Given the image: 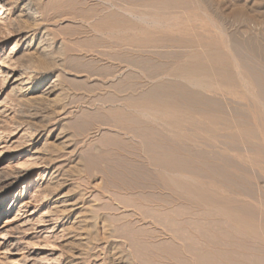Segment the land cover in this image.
I'll use <instances>...</instances> for the list:
<instances>
[{"label": "rangeland", "instance_id": "374dc122", "mask_svg": "<svg viewBox=\"0 0 264 264\" xmlns=\"http://www.w3.org/2000/svg\"><path fill=\"white\" fill-rule=\"evenodd\" d=\"M23 6L24 3L19 0H0V264H126L124 263L125 258L130 253H133L134 256L133 259L131 255L129 256L130 259L127 257L129 260L127 264H131L133 261V264H152L150 258L153 251L159 256L154 264H162L160 263L161 259L165 264L167 261V264H174L169 258L173 256L176 260L178 258L174 255L175 253H172L174 247L171 246V242H168L169 239L163 237L157 230L155 231L149 223L152 218H161V211H165V209L163 210L165 207H167V211L169 210L168 212H173H170L171 215L189 211L188 208V210L184 209L183 211V205L174 202V198L183 195L182 192L171 188V191H173L171 193L170 189L167 190L168 187H172L169 184L171 181L168 183L160 177L163 172L160 169L165 165L174 163L175 166L184 165V169L188 170L185 174L190 172L188 175H198L201 182L206 177L202 173L207 175L206 180L209 179L210 181L207 180L209 183L205 179H203V182L206 184H204V190L208 189L206 192L209 195L205 191H203L205 192L203 195L211 197L212 194L217 199L216 194H222L217 199L220 200L221 197V202H215L217 203L216 207L214 206L216 204H211V206L210 204H204L210 207L203 208L204 210L216 208L215 211L209 209L213 211L211 214L209 210H203L204 215L206 214V222L213 221L214 218L216 222L222 219L220 223L210 226L212 229L219 231V237L221 236L219 240L228 242L230 245L232 242L234 243L230 246L228 243L223 242L224 245H229L228 249L230 251L237 252L236 255L233 252L235 257L237 255L240 257L238 252L245 254L248 246L251 249L250 245H252L251 252L253 254L256 255L258 251L261 252L256 257L253 255L255 260L251 259L253 258L252 255L245 258L248 254H252L251 252L246 253L244 257L241 255L240 258H243L246 263L253 261L252 264H255L256 261H259L257 258L261 257L260 260L262 261L256 263L264 264V238L262 237L261 246L258 240L256 242V239H252L247 233L244 232L245 235L241 234L242 231L238 228L237 231L241 233L236 232L234 229L236 227L232 228L233 224L227 218L228 212H232V215L235 214L237 217H244L245 220L250 218V220H253L252 222L258 223L255 225L262 226L260 236H264V214L261 213L264 211V205H262L264 203V161L261 160V165L258 164L260 159L264 160V153L262 154L264 151V144L262 145L264 131L260 130H264V110L261 109L263 108L261 105H264V71L262 72L264 70V64L262 63V61L264 62V0H32L28 10H23ZM34 15H37V17ZM199 38H202V40ZM204 41H207L209 45ZM208 49L210 53H207ZM182 50L183 52H181ZM212 50L214 54H212ZM185 52L186 54H184ZM228 52L234 54L230 55ZM199 54L204 55L198 56ZM205 54L210 55V58ZM220 54L223 60L230 57L231 61L230 59H226V62L225 60L222 61L221 56L217 60L216 58H219L217 56ZM223 54H227L228 57ZM184 55L186 58H184ZM232 55L233 57L237 56L238 59L237 57H231ZM187 56L191 58H187ZM211 56L214 57L215 62L218 61L217 66L213 67L216 70L220 68L217 71L210 67L216 65L211 60L213 59ZM201 57L203 58L201 59ZM196 59L197 66H194L196 64L193 65L192 61L196 63ZM187 60H189V65L188 62H185ZM198 63L202 68L198 67ZM232 63H235V65ZM179 64H181L180 66L184 65V70ZM186 64L189 69L192 66H194L192 67L194 69L188 70ZM237 65L239 66L237 67ZM256 67L259 71L256 70ZM203 68L208 69L207 74H205ZM176 69L180 71L178 72ZM182 70L184 73L187 72L185 76ZM191 70L195 74L198 73L196 71H199L198 76L193 75L192 78L191 75L194 73ZM211 70L213 72L209 73ZM219 71H223L220 72L221 75ZM240 72L247 74L244 75ZM226 74L229 77H226ZM255 74H258V77ZM179 75H183V77L181 76L182 79H179L182 80L185 86L179 81ZM188 75L190 76L188 77ZM212 75L216 77L212 78ZM195 76H197V80L194 79ZM185 77L186 79L189 78L190 82L194 80V83L200 80V84L192 82L190 85V82H187L189 80L184 79ZM217 78L221 79L222 83L224 82L226 86L222 83L221 85L226 87L225 90L220 85V81L217 82ZM243 79L248 86L245 87ZM173 80L174 83L170 84ZM213 80L219 85L213 83ZM161 81L163 84H161ZM237 83L238 85H236ZM249 83L254 85L253 88L255 89ZM213 84H215V87ZM167 85L171 89H167ZM209 85H213V88L210 87L214 93L210 90ZM243 85L246 89L243 88ZM158 86L162 89H158ZM186 86L187 88H185ZM214 88L215 91L217 90L216 92ZM190 90L191 95H189ZM248 90L252 92L254 90V93L251 94ZM179 91L185 93L184 98H182L183 94ZM255 91L256 97L253 96ZM240 93H242V97ZM202 94L207 98L205 100V103L208 104H206L207 107ZM209 95L212 98L207 97ZM245 95L247 98L244 99ZM218 98L221 99L219 105L217 102H214L213 104H216L213 105L212 102L217 101ZM209 99L210 101H207ZM161 100L167 102L162 103ZM153 101H159L156 103L159 108L158 105L152 103ZM168 101L172 102V105L174 103V105H167L170 104ZM220 102H224L225 106L229 107H227L228 110L230 109L227 110L229 113L226 111L225 114L223 107H221L224 104L220 105ZM148 103L153 104L152 107L155 106V108H152L151 104ZM160 103L163 109L160 107ZM135 104L136 106H134ZM143 104H146L144 106L146 109L148 107H150L148 109H155V113L153 110L144 109ZM243 104L245 105L243 106ZM213 106L222 114L215 112ZM189 107L194 108L193 111L196 110L199 114L190 110ZM252 107L254 108L253 111ZM138 108H143V112ZM209 109L212 110L211 113ZM231 109L232 112L238 114L231 113ZM222 110L225 116H222ZM240 110L242 111L240 112ZM152 111L153 118L149 113H152ZM157 111H160V114ZM189 111H192V113ZM162 112L165 113L164 116L167 113H172L173 116L167 115L164 117L162 115L160 119L158 115L163 114ZM184 112L189 113V115ZM209 113L211 115L217 113L215 115L216 121ZM257 113L259 114L258 117ZM191 114L195 116L191 117ZM248 114L251 116L254 114L255 117L251 118ZM196 115H200L199 119ZM217 115L219 121L216 119ZM220 115L224 117L221 118L224 121L219 119ZM238 115L240 120L241 116L245 118L244 122L237 119V122H234ZM227 116L231 120L234 118V121L232 120L233 125H230L232 121ZM246 116H249V120ZM156 117L158 120L154 119ZM226 117L227 121L225 123ZM185 118L190 119V121ZM255 118L256 120H254ZM200 119L206 120L207 123L205 121V124L209 123L211 126L217 124L215 122H218V126L221 122L222 124L225 123L223 127L229 124L230 126H227L229 132L226 131V126L222 128V124L220 127L222 129L217 126L215 127L217 128L216 131L213 129L214 127H211V132L210 126L200 127L204 122V120L200 122ZM252 120L253 122H250ZM194 121L197 123V127L194 126ZM159 124L162 126H159ZM174 124L176 125L174 126ZM239 124L244 128L243 130ZM250 124H253V126L251 125L252 128ZM257 124L259 129L256 132L254 127L257 128ZM174 127L175 129L172 130L171 128ZM198 127L203 128L202 131ZM190 128L198 131H191ZM247 128L251 132L254 129L253 132L256 134L250 133ZM161 129L165 130L162 131ZM207 129L209 131H203ZM232 129L234 132L235 129L236 131L241 130V133L235 132L237 135L232 137L234 135ZM221 130H225L227 133ZM258 130L260 134H257L259 133ZM214 132H222L221 135H219L220 133H217V135L222 137L224 134V138L220 137L219 139L217 135H214ZM228 133L233 135L230 137ZM248 134H253L250 135L252 138L250 137L251 141L249 139V142ZM212 135L217 136L216 139ZM258 135L260 138H258ZM181 136L185 139L184 141ZM190 136L194 137L192 142ZM243 137H245L244 141L242 140ZM232 138H234V141ZM236 138L243 143H239V140L236 143ZM204 139H210L212 142L208 140L207 142ZM221 139H229L227 141H230V144L225 140H222V143ZM256 140H261L260 144L263 148L259 147V142ZM200 141L207 142V145L205 144L207 148H205L206 146L202 147L201 144L204 143ZM209 142H211V145L216 143V146H211ZM224 142L227 145H235L236 143V147L224 145ZM217 143L223 144V149ZM257 145L258 149H254L257 148ZM237 146L246 152H239ZM210 147L213 151L212 154L210 153ZM232 147L238 149V151ZM249 149H253V152ZM204 150L207 151L204 152ZM224 150H229L226 151L229 153L231 151V154H224ZM254 150L257 152L256 154H254ZM236 151L239 154L238 156L241 155V157L236 156ZM218 156L220 157L218 158ZM212 158H216L219 162ZM226 158H231L233 162L230 159L224 162L223 160ZM185 160L187 161L186 164ZM202 160L204 164L201 165ZM206 160L208 161L206 162ZM212 160H215L213 161L214 164L211 163ZM251 160L255 161V166ZM159 161L160 164H157ZM190 161H193V170H191L193 165ZM235 161H237L238 166L234 163ZM223 162L228 163V166L224 165ZM162 163L164 164L162 165ZM205 163L209 164L205 165ZM219 163L220 166H226L229 175L223 167H218ZM229 164L232 165L230 167L232 171L227 168ZM159 165L160 169L158 168ZM202 166L206 171L208 167L212 168L208 170V173V171H204ZM240 166L241 170L244 168L243 171L247 170L246 173L240 170ZM202 169L203 171H201ZM217 169V172L210 173ZM214 173L218 174L215 175ZM250 174L252 177H250ZM220 176H232V178L226 177V179L223 177L224 179L221 178L220 180ZM214 179H219L223 187L231 184L232 179L235 185L232 183L231 186L229 185L230 187H225L224 189L228 188L227 192L231 191L226 193L220 183L217 184ZM166 182L170 186H167ZM213 182L217 188L216 191V188H213ZM228 182L230 183L228 184ZM165 186L167 187L165 188ZM232 186L234 191L229 190V188L232 189ZM173 189L180 195H175ZM233 192L234 195H232ZM240 197L241 199H239ZM218 202H220L219 206ZM222 202L224 203L221 204ZM235 202L237 208L235 206V209H232ZM249 202H252V204H249ZM172 203L174 205H171ZM225 203L227 204L224 205ZM251 205L254 207H250ZM227 206L229 207L227 208ZM249 207L253 215L249 212ZM217 208L220 210L219 212L216 211ZM238 208H240L239 210L242 211L241 214L243 215L236 214L239 211ZM243 209L248 210V214ZM215 212L217 213L215 214ZM218 213L220 214L218 215ZM254 214L258 215L255 216L259 220L255 218ZM212 215H222V217H213ZM105 219L108 220V224L109 222L111 224H109L111 229L109 227L107 231L103 229L104 225L102 224V220L107 221ZM141 219H145V221L142 220L143 222H141ZM108 231H110V234L106 233ZM107 239L108 241H106ZM132 241L137 242V244L130 248ZM254 242L259 244L255 245ZM224 245L222 250H227ZM114 246L115 249L117 248L116 250L113 248ZM255 246L260 247V250L258 247L255 249ZM245 247L246 250L244 251L246 252L242 253L243 251L240 250L245 249ZM120 254L121 257H118ZM122 254L124 255L122 256ZM258 255L263 256L258 257ZM235 257L233 262H237V258L239 259V257H236V261ZM119 260L124 262L122 263ZM241 260L239 259L243 264ZM239 261L238 264H240ZM235 262L234 264H237Z\"/></svg>", "mask_w": 264, "mask_h": 264}, {"label": "bare ground", "instance_id": "6f19581e", "mask_svg": "<svg viewBox=\"0 0 264 264\" xmlns=\"http://www.w3.org/2000/svg\"><path fill=\"white\" fill-rule=\"evenodd\" d=\"M19 1H22V2L24 3V6L22 7V9L25 10V11L28 10V8H30V7H29V6H30V3H32V0H19ZM40 2H41V1H40ZM20 3H21V2H20ZM33 3H34V2H33ZM136 8H138V7H136ZM142 9H144V8H142ZM142 9H141V10H142ZM29 12H30V11H29ZM129 12H130V11H129ZM148 12H149V10H148ZM41 14H42V13H41ZM131 14H132V13H131ZM146 14H147V13H146ZM146 14H145V15H146ZM134 15H135V14H134ZM34 16H35V15H34ZM34 16H33V17H34ZM146 16H147V15H146ZM150 16H153V15H150ZM35 17H37V15H36ZM156 17H157V16H156ZM27 18H28V17H27ZM171 18H172V17H171ZM151 19H153V18H151ZM21 20H22V19H21ZM170 20H171V19H170ZM15 22H16V21H15ZM170 22H171V21H170ZM121 26H122V25H121ZM128 30H129V29H128ZM46 31H47V30H46ZM129 31H130V30H129ZM133 31H134V30H133ZM114 37H115V36H114ZM119 37H122V36H119ZM119 37H118V38H119ZM199 39L202 40V38H199ZM220 39H221V38H220ZM220 39H219V40H220ZM219 40H218V41H219ZM218 41H216V42H218ZM191 42H192V41H191ZM195 42H196V41H195ZM198 42H199V41H198ZM202 42H203V41H202ZM204 42H205V41H204ZM206 42H207V41H206ZM206 42H205V43H206ZM221 42H222V40H221ZM224 42H225V41H224ZM224 42H223V43H224ZM207 43H208V42H207ZM210 43H213V42H210ZM214 43H215V42H214ZM195 44H196V43H195ZM202 44H204V43H202ZM218 44H219V43H218ZM218 44H217V45H218ZM193 45H194V44H193ZM193 45H191V46H193ZM198 45H199V44H198ZM208 45H209V43H208ZM210 45H211V44H210ZM223 45H224V44H223ZM226 45H227V44H226ZM205 46H206V45H205ZM212 46H213V45H212ZM219 46H220V45H219ZM196 47H197V46H196ZM201 47H204V46L201 45ZM206 47H207V46H206ZM213 47H214V46H213ZM225 47H226V46H225ZM189 48H190V46H189ZM204 48H205V47H204ZM204 48H203V49H204ZM209 48H210V46H209ZM211 48H212V47H211ZM185 49H186V48H185ZM190 49H191V48H190ZM205 49H206V48H205ZM215 49H216V47H215ZM220 49H222V48H220ZM223 49H224V48H223ZM243 49H244V48H243ZM192 50H193V49H192ZM198 50H199V49H198ZM213 50H214V48H213ZM213 50H212V52H213ZM228 50H229V48H228ZM187 51H188V50H187ZM200 51H201V50H200ZM219 51H220V50H219ZM219 51H218V52H219ZM181 52H183V50H182ZM204 52H205V50H204ZM208 52H209V49H208L207 53H208ZM225 52H226V51H225ZM231 52H232V51H231ZM187 53H188V52H187ZM196 53H197V52H196ZM202 53H203V52H202ZM205 53H206V52H205ZM209 53H210V52H209ZM222 53H223V51H222ZM228 53H229V52H228ZM238 53H239V52H238ZM181 54H182V53H181ZM184 54H186V52H185ZM212 54H214V52H213ZM217 54H218V53H217ZM229 54H230V53H229ZM231 54H234V53H231ZM231 54H230V55H231ZM182 55H183V54H182ZM196 55H197V54H196ZM201 55H204V54H201ZM201 55L199 54L198 56H201ZM205 55L208 56V58H210V55H207V54H205ZM223 55H227V54H223ZM239 55H240V53H239ZM250 55H252V54H250ZM253 55H254V54H253ZM190 56H192V55H190ZM190 56H189V57L187 56V58H191ZM213 56H214V55H213ZM219 56H221V54L218 55L217 57H219ZM259 56H260V55H259ZM211 57H212V56H211ZM223 57H224V56H223ZM227 57H228V55H227ZM231 57H233V55H232ZM235 57H237V56H234L233 58H235ZM239 57H240V56H239ZM252 57H254V56H252ZM184 58H186L185 55H184ZM193 58H194V57H193ZM193 58H192V59H193ZM202 58H203V57H201V59H202ZM212 58H213V59H211V60H213V61L215 62L214 57H212ZM215 58H216V57H215ZM176 59H177V57H176ZM181 59H182V58H181ZM192 59H191V60H192ZM204 59H205V57H204ZM204 59H203V60H204ZM216 59L218 60V59H220V57H219V58H216ZM226 59H227V58L224 59L225 62H226ZM229 59H230V57H229L227 60H229ZM237 59H238V57H237ZM250 59H251V58H250ZM250 59H249V60H250ZM217 60H216V61H217ZM221 60L224 61V60L222 59V56H221ZM188 61H189V60H187V61H185V62H188ZM198 61H199V60H198ZM205 61H206V60H205ZM205 61H204V62H205ZM230 61H231V59H230ZM233 61H234V59L232 60V62H233ZM235 61H236V60H235ZM240 61H241V60H240ZM200 62H201V61H200ZM217 62H218V61H217ZM217 62H215L216 65H214V66H210V67H211V68L216 67V66H217ZM219 62H221V61H219ZM228 62H229V61H228ZM238 62H239V61H238ZM256 62L259 64L258 61H256ZM180 63H182V62H180ZM210 63H211V62H210ZM210 63H208V64H210ZM222 63H223V62H222ZM254 63H255V62H254ZM257 63H256V64H257ZM262 63L264 64L263 61H262ZM192 64H193V65L196 64V65H194V66H197V59H196V63H193V61H192ZM213 64H214V63H213ZM225 64H227V63H225ZM232 64L235 65V63H232ZM232 64H231V65H232ZM236 64H237V62H236ZM239 64H240V63H239ZM241 64H242V63H241ZM260 64H261V63H260ZM180 65H181V64H179V66H180ZM182 65H183V64H182ZM186 65H187V64H186ZM188 65H189V62H188ZM188 65H187V69H188V70H190V69H194V68H192V67H194V66H192V67L189 69V68H188ZM222 65H223V64H222ZM222 65H221V66H222ZM261 65H262V64H261ZM183 66H184V65H183ZM183 66H180V67H183ZM190 66H191V65H190ZM205 66H206V65H205ZM207 66H208V65H207ZM238 66H239V65H237V67H238ZM240 66H241V65H240ZM242 66H243V65H242ZM263 66H264V65H263ZM171 67H172V66H171ZM176 67H177V66H176ZM198 67H199V68L201 67V65L199 66V63H198ZM218 67H219V66H218ZM218 67H217V68H218ZM234 67H235V66H234ZM257 67H258V66H257ZM257 67H256V70H258V68H259L260 66H259L258 68H257ZM184 68H185V67H183V70H184ZM201 68H202V67H201ZM206 68H207V67H206ZM229 68H230V67H229ZM235 68H236V67H235ZM196 69H197V68H196ZM196 69H195V70H196ZM203 69H204V68H203ZM203 69H202V70H203ZM213 69H215V68H213ZM219 69H220V68H218L217 70H219ZM243 69H244V68H243ZM247 69H249V68H247ZM247 69H246V70H247ZM250 69L252 70V68H250ZM183 70H182V72L184 73ZM197 70H198V69H197ZM204 70H205V72H206L205 74H207V70H208V69H204ZM209 70H210V69H209ZM215 70H216V69H215ZM217 70H216V71H217ZM221 70H222V69H221ZM240 70H242V69H240ZM174 71H175V70H174ZM176 71H178V70L176 69ZM179 71H180V70H179ZM179 71H178V72H179ZM252 71H253V70H252ZM252 71H251V72H252ZM258 71H259V70H258ZM263 71H264V70H262V72H263ZM191 72L194 73V74L191 75L192 78H193V75H197V76H198V74H199V71H196V72H198L197 74H195V72H194L193 70H191ZM191 72H190V73H191ZM201 72H202V71H201ZM201 72H200V73H201ZM212 72H213L212 70L209 71V73H212ZM220 72H223V71H219V74L221 75ZM226 72H227V70H226ZM236 72H237V71H236ZM244 72H245V71H244ZM253 72H254V71H253ZM161 73H163V72H161ZM165 73H166V72H165ZM176 73H177V72H176ZM186 73H187V72H185L183 75L185 76ZM188 73H189V72H188ZM202 73H203V72H202ZM224 73H225V72H224ZM230 73H231V71H230ZM240 73L242 74L243 72H240ZM166 74H167V73H166ZM216 74L218 75V73H216ZM216 74H215V75H216ZM241 74H240V75H241ZM243 74H244V73H243ZM246 74H247V73H246ZM246 74H244V75H246ZM248 74H249V72H248ZM160 75H161V74H160ZM160 75H159V76H160ZM176 75H178V74H176ZM183 75H181V76L183 77ZM202 75H204V74H202ZM210 75H211V74H210ZM222 75H223V74H222ZM232 75H233V76H234V75L237 76L236 74H232ZM249 75H250V74H249ZM252 75H253V74H252ZM255 75L257 76L258 74H255ZM255 75H254V76H255ZM260 75H261V74H260ZM149 76H150V75H149ZM154 76H155V75H154ZM165 76H166V75H165ZM171 76H172V74H171ZM173 76H174V75H173ZM179 76H180V75H179ZM181 76L178 77V79L181 78ZM189 76H190V75H188V77H189ZM197 76H195L194 79L197 80ZM204 76H205V75H204ZM207 76H209V75H207ZM212 76H213V75H212ZM233 76H232V77H233ZM247 76H248V75H247ZM247 76H246V77H247ZM261 76H262V75H261ZM151 77H152V76H151ZM151 77H149V78H151ZM168 77H169V76H168ZM168 77H167V78H168ZM202 77H203V76H202ZM202 77H201V78H202ZM209 77H210V76H209ZM209 77H208V78H209ZM215 77H216V76H215ZM215 77L213 76L212 78H215ZM217 77H218V76H217ZM220 77H221V76H220ZM226 77H229V75L226 74ZM226 77H225V78H226ZM232 77H231V78H232ZM238 77H239V76H238ZM238 77H237V78H238ZM241 77H242V76H241ZM246 77H245V79H246ZM250 77H251V76H250ZM257 77H258V76H257ZM259 77H260V76H259ZM262 77H263V76H262ZM262 77H261V78H262ZM156 78H157V77H156ZM159 78H161V77H159ZM170 78H171V77H170ZM173 78H174V77H173ZM192 78H191V80H193ZM198 78H199V77H198ZM201 78H200V79H201ZM203 78H204V77H203ZM208 78H207V79H208ZM247 78H248V77H247ZM161 79H162V78H161ZM171 79H172V78H171ZM181 79H182V78H181ZM184 79H186V77H185ZM226 79H227V78H226ZM256 79H257V78H256ZM263 79H264V78H263ZM186 80H189V78H187ZM198 80H199V79H198ZM216 80H217V82H218V80L220 81L221 79H218V78H217ZM228 80H231V79H228ZM233 80H234V79H233ZM235 80H236V79H235ZM235 80H234V81H235ZM240 80H241V79H240ZM247 80H248V79H247ZM151 81H152V80H151ZM153 81H154V80H153ZM153 81H152V82H153ZM167 81H169V80L167 79ZM171 81H172V80H171ZM179 81H180V79H179ZM193 81H194V80H193ZM193 81H192V82H193ZM201 81H202V80H201ZM236 81H237V80H236ZM242 81L244 82V79H243ZM242 81H241V83L243 84ZM245 81H246V80H245ZM157 82H158V81H157ZM175 82H177V81L175 80ZM180 82L182 83V80H181ZM185 82H186V81H185ZM187 82H190V80L187 81ZM192 82H190V85H191ZM199 82H200V80H199L198 82L195 81V83H199ZM207 82H209V80H207ZM232 82H233V81H232ZM237 82H238V81H237ZM171 83L173 84V83H174V80H173V82H170V84H171ZM177 83H178V82H177ZM193 83H194V82H193ZM195 83H194V84H195ZM202 83H203V81H202ZM211 83H212V82H211ZM213 83H216L215 80H213ZM221 83H222V82L220 81V85H221ZM238 83H240V82H238ZM238 83H237L236 85H238ZM244 83H245V82H244ZM251 83H252V82H251ZM161 84H163L162 81H161ZM161 84H160V85H161ZM166 84H169V83H166ZM166 84H165V85H166ZM178 84H179V83H178ZM182 84H183V83H182ZM199 84H200V83H199ZM199 84H198V85H199ZM208 84H210V83H208ZM223 84H224V82L222 83V85H223ZM247 84H248V81H247ZM258 84H260V83H258ZM258 84H257V85H258ZM156 85H157V84H156ZM183 85H184V84H183ZM183 85H182V86H183ZM186 85H188V84H186ZM206 85H207V84H206ZM213 85H214V87H215V84H213ZM213 85H212V86L209 85V87L211 86V87L213 88ZM216 85H219V83H218V84L216 83ZM222 85H221V86H222ZM224 85H225V84H224ZM240 85H241V84H240ZM249 85H250V83H249ZM257 85H256V86H257ZM54 86H55V85H54ZM162 86H163V85H162ZM179 86H180V85H179ZM184 86H185V85H184ZM200 86H201V85H200ZM221 86H220V87H221ZM225 86H226V85H225ZM225 86H224V87L222 86V87L224 88V90L226 89ZM227 86H228V84H227ZM246 86H248V85H246V83H245V87H246ZM250 86L253 88L254 85H250ZM259 86H260V85H259ZM155 87H156V86H155ZM166 87H167V89L169 88L168 85H167ZM166 87H164V88H166ZM177 87H178V86H177ZM189 87H191V86H189ZM192 87H193V85H192ZM195 87H196V86H195ZM211 87H210V90L213 92V89H211ZM216 87H217V86H216ZM218 87H219V86H218ZM222 87H221V89H222ZM230 87H231V86H230ZM239 87H240V86H239ZM159 88H161V87L158 86V89H159ZM174 88H175V87H174ZM185 88H187V86H186ZM201 88H202V86H201ZM228 88H229V87H228ZM228 88H227V89H228ZM241 88H242V87H241ZM243 88H244V85H243ZM248 88H249V87H248ZM161 89H162V88H161ZM169 89H171V87H170ZM191 89H192V88H191ZM207 89H209V88H207ZM232 89H235V88H232ZM244 89H246V88H244ZM244 89H243V90H244ZM250 89H251V88H250ZM253 89H255V88H253ZM260 89H262V87H260ZM47 90H48V89H47ZM53 90H54V89H53ZM174 90H175V89H174ZM180 90L182 91V88H181ZM184 90H185V89H184ZM204 90H205V89H204ZM218 90H219V88H218ZM239 90H240V88H239ZM50 91H51V90H50ZM153 91H155V90H153ZM156 91H157V90H156ZM166 91H167V90H166ZM166 91H165V92H166ZM170 91H171V90H170ZM196 91H197V90H196ZM200 91H201V90H200ZM211 91H209V92H211ZM214 91H215V88H214ZM216 91H217V90H216ZM216 91H215V92H216ZM219 91H220V90H219ZM226 91H227V90H226ZM248 91H249V90H248ZM260 91H261V90H260ZM162 92H163V91H162ZM167 92H168V91H167ZM179 92H180V91H179ZM202 92H203V91H202ZM209 92H208V93H209ZM229 92H230V89H229V91H228L227 93L229 94ZM234 92H235V91H234ZM234 92H232V93H234ZM242 92H243V91H242ZM249 92H251V94H252V93H254V90H253V92H252V91H249ZM261 92H262V91H261ZM263 92H264V90H263ZM153 93H154V92H153ZM153 93H152V94H153ZM156 93H158V92H156ZM169 93H170V92H169ZM180 93H181V92H180ZM180 93H179V94H180ZM186 93H187V92H186ZM191 93H192V92H191V90H190L189 95H191ZM196 93H197V92H196ZM205 93H206V91H205ZM213 93H214V92H213ZM223 93H225V91H223ZM238 93H239V92H238ZM258 93H259V92H258ZM150 94H151V93H150ZM181 94H183V97H182V98H184V94H185V93L183 92V93H181ZM197 94H198V93H197ZM197 94H196V95H197ZM203 94H204V93H203ZM203 94H202V95H203ZM235 94H236V92H235ZM244 94H245V93H244ZM148 95H149V94H148ZM155 95H156V94H155ZM172 95H173V94H172ZM175 95H176V94H175ZM192 95H193V94H192ZM198 95H199V94H198ZM206 95H207V94H206ZM210 95H211V94H210ZM210 95L207 96V97H211ZM212 95H213V94H212ZM217 95H218V94H217ZM236 95H237V94H236ZM240 95H241V97H242V93H240ZM255 95H256V91H255V94H254L253 96H255ZM44 96H45V95H44ZM149 96H150V95H149ZM149 96H147V97H149ZM152 96H153V95H152ZM156 96H157V95H156ZM164 96H165V95H164ZM186 96H187V95H186ZM203 96H204V98H205V99H204V103H205V102H206L205 100H206L207 98L205 97V95H203ZM214 96H215V94H214ZM231 96H233V95H231ZM231 96H230V97H231ZM263 96H264V93H263ZM145 97H146V96H145ZM169 97H170V96H169ZM173 97H175V96H173ZM173 97H172V98H173ZM198 97H199V96H198ZM243 97H244V96H243ZM255 97H256V96H255ZM153 98H154V97H153ZM156 98H157V97H156ZM159 98H160V96H159ZM172 98H171V99H172ZM178 98L180 99V97H178ZM178 98H177V99H178ZM182 98H181V99H182ZM211 98H212V97H211ZM214 98H215V97H214ZM214 98H213V99H214ZM236 98H237V97H236ZM238 98H239V97H238ZM245 98H247L246 95H245L244 99H245ZM249 98H250V97H249ZM258 98H260V97H258ZM135 99H136V98H135ZM146 99H148V98H146ZM154 99H155V98H154ZM175 99H176V98H175ZM197 99L199 100V98H197ZM215 99H216V98H215ZM222 99H223V98H222ZM255 99H257V98H255ZM163 100H165V99H163ZM163 100H161V102H162ZM166 100H167V99H166ZM169 100H170V99H169ZM184 100H186V99H184ZM219 100H221V99L218 98V100H217V101H213L212 104H213L214 102H217L218 105H219ZM227 100H228V99H227ZM233 100H234V99H233ZM258 100H259V99H258ZM258 100H257V101H258ZM131 101H132V100H131ZM150 101H151V99H150ZM150 101H145V102H150ZM189 101H190V100H189ZM201 101H202V100H201ZM207 101H210V99L207 100ZM222 101H223V100H222ZM239 101H240V100H239ZM259 101H260V100H259ZM158 102H159V101H157V102H154V101H153L152 103L155 104V105H158V104H156V103H158ZM166 102H167V101H166ZM166 102L164 101V102H162V103H166ZM168 102H169V101H168ZM176 102H178V101H176ZM231 102H232V101H231ZM231 102H230V103H231ZM234 102H235V101H234ZM240 102H241V101H240ZM169 103H170V104H167V105H170V106H171V105H172V102H169ZM209 103H210V102H209ZM237 103H238V102H237ZM237 103H236V104H237ZM258 103H259V102H258ZM148 104H151V103H148ZM153 104H151V107H152ZM160 104H161V103H160ZM189 104H190V103H189ZM191 104H192V103H191ZM206 104H207V103H205V105H206ZM215 104H216V103H215ZM215 104H213V105H215ZM221 104H224V102H220V105H221ZM232 104H233V103H232ZM250 104H251V103H250ZM140 105H141V104H140ZM164 105H165V104H164ZM173 105H174V103H173ZM173 105H172V106H173ZM178 105H179V104H178ZM181 105L184 106L185 104H184V105L181 104ZM207 105H208V104H207ZM207 105H206V107H207ZM225 105H226V104H224V106L222 105L221 107H223V109H224V111H225V114H226V111L228 110L229 107H228V106H225ZM244 105H245V104H243V106H244ZM246 105H248V104L246 103ZM258 105H259V104H258ZM134 106H136V104H135ZM144 106H146V104H143V108H144ZM170 106H169V107H170ZM175 106H176V105H175ZM186 106H187V105H185V107H186ZM189 106H191V105H189ZM201 106H202V105H201ZM201 106H200V107H201ZM234 106H235V105H234ZM248 106H249V105H248ZM248 106H247V107H248ZM252 106H253V105H252ZM259 106H260V105H259ZM160 107L162 108V104H161ZM163 107H164V106H163ZM165 107H166V105H165ZM192 107H194V106H192ZM192 107H189V108H191L190 110L193 111L194 108H192ZM209 107H210V106H209ZM219 107H220V106H219ZM225 107H226V108L228 107V108L226 109ZM249 107H250V106H249ZM249 107H248V108H249ZM261 107H263V108H261ZM261 107H260V108H261L262 111H263V110H264V105L262 104ZM140 108H141V106H140ZM140 108H138V109H140ZM143 108L140 109V111H142ZM148 108H150V107H148ZM148 108H147V109H148ZM152 108H155V106H153ZM152 108H151V109H148V110H150V111L153 110L154 113H155V109H152ZM158 108H159V105H158ZM178 108H179V107H178ZM195 108H196V107H195ZM203 108H204V107H203ZM213 108L215 109V110H214L215 112L219 113V110H217V109L215 108V106H213ZM213 108L211 107V109H213ZM134 109H135V108H134ZM144 109H146V107H145ZM147 109H146V110H147ZM162 109H163V108H162ZM162 109H160V110L162 111ZM168 109H169V108H168ZM176 109H177V108H176ZM196 109H197V108H196ZM211 109H209V110H210V111H209L210 113H211V111H212ZM221 109H222V108H221ZM225 109H226V110H225ZM233 109H234V108H233ZM235 109H238V108H235ZM253 109H254V108L252 107V111H253ZM156 110H157V108H156ZM172 110L174 111V108H173V107H172ZM177 110L179 111V109H177ZM180 110H181V109H180ZM207 110H208V109H207ZM207 110H206V111H207ZM216 110H217V111H216ZM229 110H230V109H229ZM229 110H228V111H229ZM242 110H243V109H242ZM242 110H240V112H241ZM153 111H152V113L149 112V113L151 114V115H150L151 118H153V117H152ZM173 111H172V112H173ZM178 111H176V112H178ZM187 111H188V110H187ZM192 111H189V112L192 113ZM194 111H196V110H194ZM194 111H193V112H194ZM200 111H201V110H200ZM203 111H204V109H203ZM203 111H201V112H203ZM222 111H223V110H222ZM224 111H223V115H222V116H225V115H224ZM228 111H227V112H228ZM232 111H233V110L231 109V113H234V112H232ZM248 111H249V110H248ZM262 111H261V112H262ZM142 112H143V111H142ZM145 112H146V111H145ZM159 112H160V111H157L158 114H160ZM163 112H165V111L163 110ZM163 112H162V113H163ZM170 112H171V111H170ZM170 112H169V113H170ZM197 112H198V111H196V114H199V113H197ZM201 112H200V115H201ZM220 112H221V111H220ZM238 112H239V111H238ZM254 112H255V110H254ZM256 112H257V111H256ZM149 113H148V114H149ZM165 113H166V112H165ZM165 113H163V114H161V115H158L159 118L161 119L162 117H160V116H162V115L164 116ZM180 113H181V112H180ZM184 113L187 114V115H189V113H186V112H184ZM210 113H209V114H210ZM217 113H215V114H213V115L210 114V116H213V117H214L213 119L215 120V115H216ZM228 113H229V112H228ZM174 114H175V116H176V113H175V112H174ZM203 114H204V113H203ZM205 114H206V113H205ZM209 114H208V115H209ZM219 114H222V113H219ZM219 114H218V115H219ZM234 114H235V113H234ZM236 114H238V113L236 112ZM236 114H235V115H236ZM154 115H155V114H154ZM167 115H169V116H170V115L173 116L172 113H170V114L167 113ZM167 115H165V116H167ZM177 115H178V114H177ZM183 115H184V114H183ZM191 115H192L191 117L195 116V115H193V114H191ZM200 115H199V116L196 115V117H198V119H199ZM218 115L216 116V119H217V120H218V118H217ZM231 115H232V114H231ZM241 115H242V114H241ZM248 115H250V114H248ZM256 115H257V117H258L259 114L257 113ZM263 115H264V113H263ZM147 116H148V115H147ZM158 116H157V117H158ZM165 116H164V117H165ZM171 116H170V117H171ZM180 116H181V115H180ZM203 116H204V115H203ZM206 116H207V115H206ZM210 116H209V117H210ZM220 116H221V115H220ZM222 116L219 117V119L224 118V117H222ZM228 116H230V115L228 114ZM228 116H227V117H228ZM250 116H251V115H250ZM157 117L154 118V119H155V120H156V119L158 120ZM178 117H179V116H178ZM182 117H184V116H182ZM185 117H186V116H185ZM191 117H189V118H191ZM227 117H226L225 123H226V121H227ZM234 117H235V116H234ZM236 117H238V118H235V121L233 120L234 118L232 117V118H233L232 120H233L234 122H237V120H240V118H239L240 116H239V115L236 116ZM241 117H242L241 120L243 121L245 118H243V116H241ZM248 117H249V116H246V118H248ZM252 117H255L254 114H253V116H251V118H252ZM151 118H150V119H151ZM166 118H167V117H166ZM172 118H173V117H172ZM228 118H229V117H228ZM262 118H263V117H262ZM160 119H159V120H160ZM170 119H171V118H170ZM170 119H169V120H170ZM185 119H188V118H185ZM196 119H197V118H196ZM204 119H206V118H204ZM204 119H202V120H204ZM209 119H210V118H209ZM229 119H230V118H229ZM236 119H237V120H236ZM151 120H152V119H151ZM166 120H167V119H166ZM169 120H168V121H169ZM182 120H183V119H182ZM202 120L200 119L199 121L201 122ZM210 120H211V119H210ZM210 120H208V121H210ZM214 120H212V121H214ZM221 120L224 121L223 119H221ZM230 120H231V119H230ZM232 120H231V121H232ZM241 120H240V122H241ZM248 120H249V118H248ZM248 120H246V121H248ZM254 120H256V118H255ZM259 120H260V119H259ZM168 121H167V122H168ZM188 121H190V119H188ZM205 121H206V120H204V122L202 121L203 123H202V125H200V127L203 126V128H204V125H205V126L207 125V126H210V127H209L210 129H211V127H212V128L214 127L213 129L216 130L217 128H215V127H217V126L219 125L218 122H215L216 120H215L214 122L217 123V124L212 125V126L209 125V123H208V124H205ZM218 121H219V120H218ZM228 121H229V120H228ZM233 121H232L231 123H230V121H229L230 125H233ZM261 121H262V120H261ZM155 122H156V121H155ZM174 122H176V121H174ZM174 122H173V123H174ZM183 122H184V121H183ZM243 122H244V121H243ZM250 122H253V120L250 121ZM250 122H249V123H250ZM254 122H256V121H254ZM262 122H263V121H262ZM152 123H154V122H152ZM157 123H158V122H157ZM160 123H161V122H160ZM163 123H164V122H163ZM168 123H169V122H168ZM171 123H172V121H171ZM177 123H178V122H177ZM190 123H191V122H190ZM193 123H195V121H194ZM206 123H207V121H206ZM210 123H212V122H210ZM223 123H224V122H223ZM225 123H224V124H225ZM227 123H228V122H227ZM238 123H239V122H238ZM238 123H237V124H238ZM257 123H258V121H257ZM179 124H180V123H179ZM191 124H192V123H191ZM191 124H190V125H191ZM196 124H197V123H195L194 126H196ZM212 124H213V123H212ZM221 124H222V122H221ZM221 124H220V126H218V128L221 127ZM224 124H222V128H224V127L226 126V125H225V126L223 127ZM245 124H246V123H245ZM245 124H244V125H245ZM261 124H262V123H261ZM152 125H153V124H152ZM154 125H156V124H154ZM160 125H161V124H159V126H160ZM175 125H176V124H174V126H175ZM184 125H185V124H184ZM184 125H183V126L180 125V126H181V127H185V126L187 125V123H186L185 126H184ZM188 125H189V124H188ZM228 125H229V124H228ZM228 125H227V126H228ZM230 125H229V126H230ZM239 125H240V124H239ZM247 125H248V124H247ZM251 125L253 126V124H250V127L252 128ZM257 125H258V124H257ZM263 125H264V124H263ZM145 126H146V125H145ZM149 126H151V125H149ZM161 126H162V125H161ZM164 126H165V124L163 125V127H164ZM167 126H168V125H167ZM167 126H166V127H167ZM171 126H172V125H171ZM227 126H226V127H227ZM229 126H228V127H229ZM237 126H238V125H237ZM240 126H241V125H240ZM157 127H158V126H157ZM172 127H173V126H172ZM178 127H179V126H178ZM187 127H188V126H187ZM190 127H191V126H190ZM196 127H197V126H196ZM228 127H227V130H226V131H228ZM232 127H233V126H232ZM235 127H236V126H235ZM235 127H234V128H235ZM247 127H248V126H247ZM150 128H151V127H150ZM179 128H180V127H179ZM193 128H194V127H193ZM198 128H199V127H198ZM203 128H199V129H201V131H202ZM207 128H208V127H207ZM222 128H220V129H222ZM237 128H239V127H237ZM240 128H242V126H241ZM251 128H250V129H251ZM262 128H263V127H262ZM147 129H149V128H147ZM171 129L173 130V129H175V127H174V128H171ZM177 129H178V128H177ZM183 129H184V128H183ZM190 129H192V128H190ZM190 129H189V130H190ZM225 129H226V128H225ZM229 129H231V128H229ZM243 129H244V128H242V130H243ZM247 129H248V131H249L250 133H255V132H253V131H254V129H256L255 131L257 132V129H259V125L257 126V128L254 127V129H252V130H253L252 132H251V130H249V128H247ZM150 130H152V129H150ZM150 130H148V131L150 132ZM155 130H156V127H155ZM155 130H153V131H155ZM157 130H158V129H157ZM161 130H162V129H161ZM164 130H165V129H164ZM164 130H162V131H164ZM166 130H167V128H166ZM232 130H233V129H232ZM232 130H231V132H232ZM245 130H246V129H245ZM245 130H244V131H245ZM260 130H261V131H264V130H262V129H260ZM178 131H179V130H178ZM183 131H184V130H183ZM191 131H194V129H192ZM195 131H198V130H195ZM195 131H194V132H195ZM203 131H209V130L207 129V130H203ZM216 131H217V130H216ZM221 131H223V130H221ZM246 131H247V130H246ZM258 131H259V130H258ZM157 132H158V131H157ZM181 132H182V131H181ZM181 132H180V133H181ZM211 132H212V129H211ZM211 132H207V133L212 134ZM223 132H225V130H224ZM228 132H229V131H228ZM233 132H234V130H233ZM233 132H232V133H233ZM235 132H236V133H237V132H240V133H241V130L236 131V129H235ZM235 132L233 133L234 135L232 134L233 136L230 135L229 133H228V134L230 135V137H231V136L234 137V136L237 135ZM249 132H248V133H249ZM164 133H165V132H164ZM191 133H192V132H191ZM201 133H203V132H201ZM214 133H215V132H214ZM217 133L219 134L220 132H216L214 135H217ZM221 133H222V132H221ZM221 133H220L219 135H221ZM225 133H227V132H225ZM166 134H167V131H166ZM177 134H178V132H177ZM182 134H183V133H182ZM196 134H197V133H196ZM228 134H227V135H228ZM242 134L244 135V133H242ZM245 134H247V133H245ZM255 134H256V133H255ZM257 134H260V131H259V133H257ZM173 135H174V133H173ZM173 135H172V136H173ZM175 135H176V134H175ZM184 135H185V134H184ZM186 135H187V134H186ZM191 135H193V134H191ZM200 135H201V134H200ZM206 135H208V134H206ZM219 135H217V136H218V138L220 139L221 136L219 137ZM223 135H224V134H223ZM223 135H222V137L224 138ZM227 135H226V136H227ZM229 135H228V136H229ZM243 135H242V136H243ZM248 135H249V134H248ZM248 135H247V136H248ZM250 135H253V134H250ZM250 135H249V138H248V142H249V139H250V137H251ZM188 136H189V135H188ZM193 136H194V135H193ZM208 136H211V135H208ZM217 136H216V137H217ZM228 136H227V138H229ZM238 136H239V135H238ZM238 136H237V137H238ZM245 136H246V135H245ZM247 136H246V137H247ZM254 136H257V135H254ZM260 136H261V135H260ZM173 137H174V136H173ZM173 137H172V138H173ZM181 137H182V136H181ZM186 137H187V136H186ZM190 137H191V136H190ZM194 137H195V136H194ZM194 137H193V138H194ZM197 137H198V136H197ZM212 137H214V136L212 135ZM216 137H214V139H216ZM222 137H221V138H222ZM175 138H177V137H175ZM193 138L191 137L192 140H191V139H189V140H191V142H192V141H193ZM199 138H200V137H199ZM199 138H198V139H199ZM201 138H202V136H201ZM203 138H204V136H203ZM207 138H209V137H207ZM225 138H226V137H225ZM244 138H245V137H243V139H242L243 141H244ZM251 138H252V137H251ZM256 138H257V137H256ZM258 138H260L259 135H258ZM149 139H150V138H149ZM182 139H183V137H182ZM186 139H187V138H186ZM196 139H197V138H196ZM196 139H195V140H196ZM210 139H212L213 141H215V140H214L213 138H211V137H210ZM210 139H207V140H208V141H211ZM219 139L216 140V141L218 142ZM233 139H234V138H232V140H233ZM246 139H247V138H246ZM246 139H245V140H246ZM254 139H255V137H254ZM263 139H264V136H263ZM173 140H175V139H173ZM179 140H180V139L178 138V141H179ZM184 140H185V139H183V141H184ZM199 140H200V139H199ZM202 140H203V139H202ZM204 140L207 141L206 139H204ZM222 140H223V139H221L220 141L223 143V141H224L225 139H224L223 141H222ZM227 140H229V139H227ZM227 140H225V141H226L227 143L230 144V141L228 142ZM237 140H239V139L236 138V143H237ZM152 141H153V140H152ZM155 141H156V140H155ZM208 141H207V142H208ZM233 141H234V140H233ZM250 141H251V139H250ZM256 141L259 142V147L261 146V148H263L262 145L264 144V142H263V143L261 142V143H262V145H261V144H260V141H261V140H256ZM189 142H190V141H189ZM194 142H195V141H194ZM198 142H199V141H198ZM198 142H197V143H198ZM200 142H202V141H200ZM207 142H206V143L202 142V143H204V144H201L202 147L206 146V145H207ZM211 142H212V141H211ZM211 142H209V144H210ZM221 142H219V143H221ZM246 142H247V140H246ZM258 142H255V143H258ZM197 143H196V145H198ZM219 143H217L218 146H219V145L222 146V147H220V148L223 149V144L221 145V144H219ZM234 143H235V142H234ZM236 143H235V145H234V144H233V145H232V144H231V145H227V144L224 142V145L226 144L227 146H230V147H231V146L236 147ZM239 143H243V142H242L241 140H239ZM244 143H245V142H244ZM251 143H252V142H251ZM255 143H253V144H255ZM179 144H180V143H179ZM190 144H191V143H190ZM192 144H193V143H192ZM192 144H191V145H192ZM199 144H200V143H199ZM205 144H206V145H205ZM209 144H208V145H209ZM212 144H213V143H212ZM253 144H251V145H253ZM184 145H186V144H184ZM188 145H189V143H188ZM193 145H194V144H193ZM210 145H211V144H210ZM153 146H154V145H153ZM211 146H216V143H215L214 145H211ZM218 146H217V150H218ZM246 146H248V145H246ZM173 147H174V146H173ZM195 147H196V146H195ZM199 147H200V145H199ZM199 147L197 146V148H199ZM202 147H200V148L202 149ZM234 147H232V148H234ZM253 147H254V145H253ZM197 148H196V149H197ZM205 148H207V146H206ZM205 148H204V149H205ZM220 148H219V149H220ZM237 148L239 149L240 147L237 146ZM247 148H249V146H248ZM159 149H160V148H159ZM211 149H212V148L210 147V151H211ZM213 149H216V148H213ZM226 149H227V147H226ZM228 149H229V147H228ZM234 149H236V148H234ZM238 149H236V150L238 151ZM242 149H243V148H242ZM254 149H258V145H257V148H254ZM263 149H264V148H263ZM198 150H199V149H198ZM229 150H230V149H229ZM229 150H224L225 152L223 151V153H224V154H225V153H229V152H226V151H229ZM239 150H240L239 152H241V151L246 152V151H244V149H243V150L239 149ZM249 150L253 152V149H249ZM259 150H261V149H259ZM205 151H207V150H204V152H205ZM210 151H209V152H210ZM214 151H216V150H214ZM234 151H235V150H234ZM237 151H236V153H237L236 156L239 155ZM202 152H203V151H202ZM261 152H262V151H261ZM179 153H180V152H179ZM210 153L212 154L213 151H211ZM218 153L220 154L221 152L219 151ZM233 153H235V152H233ZM233 153H232V154H233ZM236 153H235V154H236ZM247 153H248V150H247ZM249 153H250V152H249ZM256 153H257V152L254 150V154H256ZM259 153H260V151H259ZM263 153H264V151L262 152V154H263ZM204 154H205V153H204ZM229 154H231V151H230ZM235 154H234V155H235ZM242 154H243V153H242ZM250 154H251V153H250ZM234 155H233V156H234ZM197 156H198V155H197ZM212 156H213V155H212ZM222 156H223V155H222ZM224 156H226V155H224ZM229 156H231V155H229ZM236 156H235V157H236ZM250 156H251V155H250ZM250 156H249V157H250ZM256 156H257V155H256ZM219 157H220V156H218V158H219ZM239 157H241V155L238 156V158H239ZM258 157L260 158V156H258ZM164 158H165V157H164ZM236 158H237V157H236ZM242 158H243V157H242ZM206 159H208V158H206ZM212 159H216V158H212ZM227 159H230V160H231V158H226V159H224L223 161L226 162V161H228ZM233 159L235 160L234 157H233ZM251 159H252V158H251ZM191 160H192V159H191ZM203 160H205V159L203 158ZM203 160H202L201 165L204 164V163H203ZM216 160H217V159H216ZM220 160H221V159H220ZM225 160H226V161H225ZM236 160H239V159H236ZM245 160H247V159L245 158ZM261 160H262V162L264 161L263 159H260V160L258 161V164H259V165H261V164H260ZM185 161H186V160H185ZM187 161H189V160L187 159ZM187 161L185 162V164L187 163ZM207 161H208V160H206V162H207ZM213 161H215V160H212V162H211L212 164H214ZM217 161H218V160H217ZM231 161H232V160H231ZM251 161H252V160H251ZM175 162H176V161H175ZM192 162H193V161H190V163L193 165ZM218 162H219V161H218ZM218 162H217V163H218ZM221 162H222V160H221ZM224 162H223V163H224ZM229 162H230V161H229ZM232 162H233V161H232ZM236 162H237V161H235L234 163H236ZM252 162H253V161H252ZM254 162H255V161H254ZM254 162H253V165L255 166ZM256 162H257V161H256ZM147 163H148V162H147ZM150 163H152V162H150ZM158 163L160 164V161L157 162V164H158ZM165 163H166V162H165ZM170 163H171V162H170ZM172 163H173V162H172ZM217 163H216V164H217ZM155 164H156V162H155ZM163 164H164V163H162V165H163ZM208 164H209V163H208ZM208 164L205 163V165H208ZM231 164H232V163H231ZM231 164H229V167H227V168L232 167ZM247 164H248V163H247ZM177 165H178V164H177ZM224 165L228 166V163H227V164L224 163ZM224 165H223V166H220V163H219V166H218V167H220V168L223 167V168L225 169V171L227 172V170H226V168H225L226 166L224 167ZM230 165H231V166H230ZM236 165H237V163H236ZM259 165H257V166H259ZM262 165H263V164H262ZM143 166H144V165H143ZM155 166H156V165H155ZM183 166H184V165H183ZM183 166H181V164H180V166H179V165H178V166H175V163H174V164H172V165H171V164H169V165H165V167L163 166L162 169L159 168V167H160V165H159L158 168H159L160 170L163 171V172L161 171V172H162V174H161L162 176L160 175V177L162 178V180L168 181V183L171 181V183H169V184H170L172 187H168L167 190L170 189V191H171V188H174V189H177L178 191L182 192V194H183V195H181L180 197L175 196V197H177V198H174V202H176V203L179 204V205H183V206H182L183 211H184V209L186 210L187 208L189 209V211H186V213H177V214H174V215L172 214V215H171V214H170L171 211L168 212L169 210L167 211V209H166L167 207H165V208H163V210L165 209V211H161V212H162V213H161L162 215H160L161 218H160V217H158V218L156 217L157 219H153V218L150 219V220H149L150 225L153 226L154 229H155V231L157 230V231H158L163 237H166L167 239H169L168 242H171V246L174 247V248H173L174 250H173L172 253H175L174 255L178 258V260L174 259V258H175L174 256L169 258V259H171L172 262H174V264H234L235 261L233 262V258L235 257V255L237 254V252L235 253L234 250H233V251H230V250L228 249L230 244L227 242L229 245H224V243H225V244H227V243L223 241V240H225V239L222 240L224 243L221 242V239L219 240V238H221V236L219 237V235H220V233H218L219 231H218L217 229L214 230V229H212V228L210 227V226H212V225H216V223H218V222L220 223V222L222 221V219L219 220V219L217 218L219 221L217 220L218 222H216V220H215V218H214L213 221L211 220L212 222H211V221H207V222H206V219H205V218H206V217H205L206 214L204 215V212H203V210H204L203 208H205V207H210L211 204H212V205L216 204V205H214V206L216 207V206H217V203H215V202H217V201H220V202H221V197H220V200H217V199L219 198L220 195L222 196V194H220V195L218 194V195H217L216 193H213V194H216V196H218L217 199H216L215 197H213V196H215V195H212V194L210 195L211 197L203 195V194L208 190V189H207V190H204L206 184L203 182V179L206 180L207 175L204 174V173H202V175H205V176H206V177L203 176V177H205V178H203V179H202V177H201V175H200V177H201V179H202V182H201L200 179H199V177H198V175H197V176H196L195 174L188 175L190 172H189L188 174H185L188 170L184 169ZM186 166H188V165H186ZM210 166H212V165H210ZM237 166H238V165H237ZM242 166H243V165H242ZM247 166H248V165H247ZM198 167H199V166H198ZM200 167H201V166H200ZM200 167H199V168H200ZM202 167H203V166H202ZM205 167H206V166H205ZM207 167H208V166H207ZM235 167H236V166H235ZM248 167H249V166H248ZM261 167H262V166H261ZM117 168H118V167H117ZM135 168H136V167H135ZM143 168H145V167H143ZM156 168H157V167H156ZM187 168H189V167H187ZM190 168H191V167H190ZM193 168H194V165H193V167H192L191 170H193ZM199 168H198V170H200ZM203 168H204V167H203ZM211 168H212V167H211ZM211 168L208 167V170H210ZM216 168H217V167H216ZM220 168H219V169H220ZM236 168H237V167H236ZM242 168H243V167H242ZM141 169H142V168H141ZM224 169H223V170H224ZM244 169H245V168H244ZM244 169L241 170V166H240V170H241V171H243ZM255 169H256V168H255ZM153 170H156V169H153ZM208 170H207V171H208ZM212 170H213V169H212ZM220 170H221V169H220ZM228 170H229V169H228ZM230 170L232 171V168H230ZM233 170H234V169H233ZM250 170H251V169H250ZM256 170H257V169H256ZM256 170H255V171H256ZM259 170H260V169H259ZM121 171H122V170H121ZM121 171H120V173L122 174ZM143 171H144V170H143ZM146 171H147V170H146ZM151 171H152V170H151ZM157 171H159V170L157 169ZM201 171H203V169H202ZM204 171H206L205 168H204ZM207 171H206V172H207ZM215 171L217 172L218 169H217V170H214V171H211L210 173L215 172ZM225 171H224V172H225ZM246 171H247V170H246ZM246 171H243V172L246 173ZM252 171H253V170H252ZM141 172H142V171H141ZM226 172H225V173H226ZM233 172H234V171H233ZM248 172H249V171H248ZM248 172H247V175L249 176V173H251V172H249V173H248ZM262 172H263V171H262ZM262 172H261V173H262ZM124 173H125V172H124ZM200 173H201V172H200ZM208 173H209V171H208ZM208 173H207V174H208ZM228 173H229V172H227V174H228ZM237 173H238V172H237ZM237 173H236V174H237ZM257 173H258V171H257ZM259 173H260V172H259ZM147 174H148V173H147ZM151 174H152V173H151ZM153 174H156V173H153ZM184 174H185V175H184ZM214 174H215V173H214ZM214 174H213V176H214ZM217 174H218V173H217ZM217 174H215V175H217ZM227 174H226V175H227ZM228 175H229V174H228ZM230 175H231V174H230ZM232 175H233V174H232ZM245 175H246V174H245ZM209 176H210V175H209ZM209 176H208V177H209ZM211 176H212V174H211ZM237 176H238V175H237ZM237 176H236V177H237ZM153 177H155V176L153 175ZM214 177H215V176H214ZM223 177H225V176H220V180H221V178L224 179ZM226 177H230V176H226ZM226 177H225V178H226ZM246 177H247V176H246ZM250 177H252L251 174H250ZM110 178H111V177H110ZM149 178H150V177H149ZM209 178H210V177H209ZM216 178H217V177H216ZM216 178H215V179H216ZM230 178H232V176H231ZM230 178H229V179H230ZM239 178H240V177H239ZM117 179H118V178H117ZM152 179L154 180V178H152ZM155 179H156V177H155ZM211 179L213 180V178H211ZM215 179H214V181L218 184V182H219L220 180H219V179H218V180H215ZM226 179H227V178H226ZM229 179H228V180H229ZM233 179H234V178H233ZM233 179L231 180V184L233 183ZM244 179H247V178H244ZM162 180H161V182H162ZM207 180H209V179H207ZM207 180H206V181H207ZM228 180H227V181H228ZM240 180H241V179H240ZM250 180H253V179H250ZM165 181H163V182H165ZM209 181H210V180H209ZM235 181H236V179H235ZM243 181H245V180H243ZM253 181H254V180H253ZM253 181H251V182H253ZM207 182H208V181H207ZM247 182H248V181H247ZM251 182H250V183H251ZM166 183H167V182H166ZM168 183H167V186L169 185ZM208 183H209V182H208ZM208 183H207V184H208ZM211 183H212V182H211ZM219 183H220V185L222 186L221 182H219ZM223 183H224V182H223ZM229 183H230V182H228V184H229ZM253 183H254V182H253ZM122 184H123V183H122ZM204 184H205V185H204ZM217 184H216V186H218ZM226 184H227V183H226ZM231 184H229V185L231 186ZM233 184L235 185V182H234ZM256 184H257V182H256ZM117 185H118V184H117ZM170 185H169V186H170ZM209 185H210V184H209ZM213 185H214L213 188L215 189L216 187H215L214 182H213ZM213 185L211 184L210 186H213ZM220 185H219V186H220ZM229 185H227V186H229ZM167 186H165V188H166ZM227 186L224 185V187H223V186H222V187H223V189H224V188L227 187ZM230 186H229V187H230ZM111 187H112V186H111ZM124 187H125V185H124ZM119 188H120V187H119ZM121 188H122V187H121ZM121 188H120V189H121ZM128 188H129V187H128ZM233 188H234V187L232 186V189L229 188V190L234 191ZM174 189H173V190H174ZM236 189H237V188H236ZM163 190H164V188H163ZM216 190H217V188L215 189V191H216ZM224 190H225L226 193L231 192V191L227 192L228 188H226V189H224ZM224 190H223V191H224ZM116 191H117V190H116ZM120 191H121V190H120ZM124 191H125V190H124ZM170 191H169V192H170ZM203 191H205V192H203ZM213 191H214V190H213ZM219 191H220V190H219ZM172 192H173V191H171V193H172ZM176 192H177V191H176ZM176 192H175V190H174V194H175V195H176V194H177V195H180V194H178V193H176ZM208 192H209V191H208ZM210 192H211V191H210ZM217 192H218V191H217ZM259 192H260V191H259ZM115 193H116V192H115ZM137 193H138V192H137ZM144 193H145V192H144ZM206 193H207V192H206ZM218 193H219V192H218ZM174 194H173V195H174ZM207 194H208V193H207ZM230 194H231V193H230ZM236 194H237V193H236ZM238 194H239V193H238ZM131 195H132V194H131ZM208 195H209V194H208ZM232 195H234V192H233ZM168 196H169V194H168ZM171 197H172V194H171ZM223 197H224V196H223ZM172 198H173V197H172ZM239 199H241V197H240ZM263 199H264V198H263ZM222 200H223V199H222ZM226 200H227V199H226ZM260 200H261V199H260ZM156 201H157V200H156ZM168 201H169V198H168ZM224 201H225V199H224ZM227 201H228V200H227ZM234 201H236V200H234ZM234 201H232V202L234 203ZM249 201H250V200H249ZM150 202H151V201H150ZM220 202H218V206L220 205V204H219ZM232 202H230V203H232ZM247 202H248V201H247ZM256 202H257V201H256ZM170 203H171V202H170ZM223 203H224V202H222L221 204H223ZM230 203H228V204H230ZM257 203H258V202H257ZM151 204H152V203H151ZM154 204H155V203H154ZM168 204H169V203H168ZM204 204H207V205L210 204V206H207V205H204ZM226 204H227V203H225L224 205H226ZM235 204H236V202H235ZM235 204H234V207H232V209H235V206H236V208H237V204H236V205H235ZM249 204H252V202H251V203L249 202ZM160 205H161V204H160ZM171 205H174V203H172ZM224 205H223V206H224ZM231 205H232V204H231ZM231 205H230V208H231ZM238 205H240V204H238ZM253 205H254V204H253ZM262 205H264V203H263ZM221 206H222V205H221ZM232 206H233V205H232ZM242 206H243V205H242ZM242 206H241V207H242ZM245 206H246V205H245ZM254 206H255V205H254ZM254 206L251 205L250 207L253 208ZM257 206L259 207V205H257ZM146 207H147V206H146ZM172 207H173V206H172ZM185 207H186V208H185ZM212 207H213V206H212ZM215 207H213V208H215ZM224 207H225V206H224ZM228 207H229V206H227V208H228ZM239 207H240V206H239ZM250 207H249L248 210H250L249 212L251 213V209H250ZM263 207H264V206H263ZM263 207L261 206V208H263ZM160 208H161V207H160ZM160 208H159V209H160ZM218 208H219V207H218ZM218 208H217V210H216L217 212L220 211V210H218ZM222 208H223V207H222ZM247 208H248V207H247ZM259 208H260V207H259ZM134 209H135V208H134ZM149 209H150V208H149ZM188 209H187V210H188ZM206 209H207V208H206ZM209 209H212V208H209ZM209 209H207V210H209ZM215 209H216V208H215ZM215 209H212V210L215 211ZM219 209H220V208H219ZM223 209H224V208H223ZM225 209H226V208H225ZM232 209L229 210V211L231 212ZM239 209H240V208H238V210H239ZM207 210H204V211H207ZM236 210H237V209H236ZM241 210H242V208H241ZM243 210L246 211V209H243ZM248 210H247V211H248ZM255 210L257 211V208H256ZM209 211H210V210H209ZM213 211H210V214H211ZM234 211H235V210H234ZM239 211H240V210H239ZM239 211H238L237 213H236V212H235V213H236V214H238V213L241 214L242 211H240V212H239ZM247 211L245 212L246 214H248ZM252 211L254 212V209H253ZM261 211H262V210H261ZM56 212H57V211H56ZM217 212H215V214H216ZM227 212H228V211H227ZM258 212H260V211H258ZM263 212H264V211H263ZM263 212H261V213L264 214ZM81 213H82V211H81ZM171 213H173V212H171ZM220 213H221V212H220ZM220 213H218V215H219ZM250 213H249V214H250ZM261 213H260V214H261ZM79 214H80V212H79ZM233 214H234V212H233ZM251 214H252V213H251ZM151 215H152V214H151ZM218 215H216V216H215V215H214V216L212 215V216H213V217H219V218L222 217V215H220L221 217L218 216ZM241 215H243V214H241ZM252 215H253V214H252ZM252 215H251V216H252ZM255 215L258 216L257 214H254V216H255ZM227 216H228L227 218H228V219L232 222V224H233V227H232L231 225H230V227H232V228L236 227V228H234V229L236 230V232H239V231H237L238 229L241 230L242 233L239 232V234L241 233V234L245 235L244 232L247 233L252 239H256V242L259 241L260 245L262 246V242H263V238H264V236H260V234H261V231H260V230H262V226L259 227V225H255V224H258V223H256V222H252L253 220H250V218H248L247 220H245L244 217H243V218H244V219H243V218H242L241 216H239V215H238L239 217H237V215H235V214L232 215V212H231V213L228 212ZM247 216H248V215H247ZM251 216H249V217H251ZM256 216H255V218H257ZM213 217H212V218H213ZM240 217H241L242 219H241ZM252 217H253V216H252ZM263 217H264V216H263ZM127 218H128V217H127ZM129 218H130V217H129ZM140 218H141V217H140ZM140 218H139V219H140ZM253 218H254V217H253ZM253 218H252V219H253ZM145 219H146V218H145ZM145 219H141V222H143L142 220L145 221ZM148 219H149V217H148ZM228 219H227V221H229ZM257 219L259 220V218H257ZM260 219H261V218H260ZM105 220H107V219H105ZM214 220H215V221H214ZM146 221H148V220H146ZM224 221H226V220H224ZM227 221H226V222H227ZM262 221H263V218H262ZM102 222H103V223H102ZM102 222H101V223H102V224L104 225V227H105V228L103 227V229H104V230L106 229L105 231H107L108 228L110 227V226H109L110 222H109V224L107 223L108 220H107V221H103V220H102ZM228 224H229V222H228ZM110 225H111V224H110ZM173 226H174V228H176V227H178V228L175 230V229L173 228ZM164 227H165V228H164ZM237 228H238V229H237ZM109 229H111V227H110ZM235 230L233 231L234 233H235ZM109 232H110V231H108V232H106V233L110 234ZM159 233H158V235H159ZM108 234H107V235H108ZM247 234H246V235H247ZM262 234H263V233H262ZM110 236H111V235H110ZM110 236H109V237H110ZM262 237H263V238H262ZM109 239H110V238H109ZM161 239H162V238H161ZM257 240H258V241H257ZM106 241H108V239H107ZM232 241H233V240H232ZM261 241H262V242H261ZM256 242H254L255 245L259 244V243L256 244ZM129 243H130V242H129ZM222 243H223V244H222ZM239 243H240V242H239ZM242 243H243V242H242ZM242 243H241V244H242ZM136 244H137V242L132 241L131 244H130V248H133L134 246H136ZM233 244H234V243L232 242L231 245H233ZM244 244H245V243H244ZM252 244H253V243H252ZM113 245H115V244H113ZM223 245L226 246L227 250H224V249L222 250V246H223ZM231 245H230V246H231ZM235 245H236V244H235ZM248 245H250V244H248ZM123 246H124V245H123ZM246 246H247V245H246ZM251 246H252V245H250V248L252 249ZM253 246H254V244H253ZM255 247H256V246H255ZM257 247H258V246H257ZM257 247H256L255 249H257ZM263 247H264V242H263ZM113 248L115 249V246H114ZM113 248H112V249H113ZM118 248H119V247H118ZM128 248H129V247H128ZM230 248H231V247H230ZM242 248H243V247H242ZM258 248H259V250H260V247H258ZM114 249H113V250H114ZM116 249H117V248H116ZM116 249H115V250H116ZM248 249H249V246H248V248H247V252L244 251V250H246V247H245V249H243V250L241 249L240 251H243L242 253H244V252H246V253L249 252V253H250V252H251V249H249V251H248ZM221 250H222V251H221ZM263 250H264V249H263ZM118 251H119V250H118ZM118 251H117V252H118ZM119 252H120V251H119ZM119 252H118V253H119ZM233 252L235 253V255H234ZM121 253H122V252H121ZM154 253H155V252L153 251L152 254H151V258H150V262H151L152 264H154V262H157L158 257H159L156 253H155V254H156L157 256H156ZM240 253H241V252H240ZM240 253L238 252V254L240 255V257H241V255H243V257L246 255V253H245V254H240ZM251 253H252V252H251ZM258 253H261V252L258 251ZM258 253H257V254H258ZM257 254H256V255L253 254V253H252V254H248L247 256H245V258H248L249 256L252 255L251 257H253V258H251V257H250V258H251V259H254V258L257 256ZM123 255H124V254H122V256H123ZM130 255L132 256L131 258L133 259V256H134L133 253H130ZM130 255H129V256H130ZM253 255H255V257H254ZM117 256H118V255H117ZM126 256H127V255H126ZM129 256H127V257L129 258ZM260 256H263V255H260ZM260 256L258 255V257H260ZM118 257H121V254H120ZM118 257H117V259H118ZM127 257H126V258L123 257V258H125V262H124L123 260H119V261H122V263L124 262V263L127 264V263L129 262V260L127 259ZM236 257H239V256L237 255ZM236 257H235V260H236ZM240 257H239V259H240V260L242 259L241 261H243V264H244V263H245V264H252V263H253V261H250V262H249L248 260H247L248 262L246 263V262L244 261V259H243V258H240ZM123 258H121V259H123ZM129 259H130V258H129ZM132 259H131V260H132ZM159 259H160V258H159ZM172 259H173V260H172ZM239 259L237 258L238 261H239ZM251 259H250V260H251ZM260 259H262V258H261V257H260V258H257V260L262 261V260H260ZM126 260H127V261H126ZM135 260H136V259H135ZM161 260H162V259H161ZM161 260H160V263L165 264L164 261H163V260L161 261ZM164 260H167V259H164ZM237 260H236V261H237ZM245 260H246V259H245ZM254 260H255V259H254ZM263 260H264V259H263ZM119 261H118V263H119ZM171 261H170V262H171ZM238 261L235 262V263L238 264ZM259 261H258V262L256 261V262H257V263H260ZM133 262H134V261H133ZM133 262H131V264H133ZM254 262H255V261H254ZM256 262H255V264H257ZM167 263H168V261L166 262V264H167ZM239 263L241 264L242 262L239 261ZM129 264H130V263H129ZM170 264H172V263H170Z\"/></svg>", "mask_w": 264, "mask_h": 264}]
</instances>
